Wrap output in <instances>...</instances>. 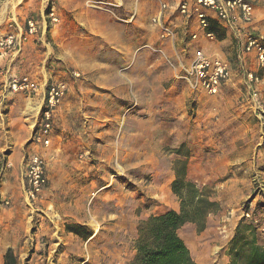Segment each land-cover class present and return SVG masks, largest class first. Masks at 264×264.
<instances>
[{"label": "rangeland", "instance_id": "1", "mask_svg": "<svg viewBox=\"0 0 264 264\" xmlns=\"http://www.w3.org/2000/svg\"><path fill=\"white\" fill-rule=\"evenodd\" d=\"M120 1L0 0V39L23 34L28 19L37 21L36 35L44 26V41L33 35L22 46L47 52L46 65L56 64V81L67 89L56 115V177H50L47 159L46 194L26 201L33 209L29 233L36 235L21 263L34 254L39 262L31 264H131L139 222L178 209L170 185L180 151L189 161L188 178L209 189L220 207L203 231L187 224L179 235L197 263L225 264L227 245L243 217L264 242V124L254 114L235 119L220 112L219 102L200 101L203 91L192 90L180 77L182 68L167 62L170 56L159 46L152 9L141 20L146 27L134 24ZM251 1L254 29L264 35V0ZM93 10L103 16L92 17ZM100 24H117L114 42L96 35ZM137 30L150 32L149 52L126 49L121 41L118 45L123 31L130 36L126 46L138 45ZM39 120L38 114L22 168L29 152L48 149L33 141ZM233 145L252 151L240 165L224 166L218 173L222 151L230 154ZM9 151L0 152V165ZM100 169L106 177H92ZM68 233L71 244L63 246L57 237Z\"/></svg>", "mask_w": 264, "mask_h": 264}, {"label": "crops", "instance_id": "2", "mask_svg": "<svg viewBox=\"0 0 264 264\" xmlns=\"http://www.w3.org/2000/svg\"><path fill=\"white\" fill-rule=\"evenodd\" d=\"M163 1L169 5L168 11L165 13L163 19L164 24L172 28V35L168 38L160 39L159 27L156 25H153V27L158 34L159 46L163 50L165 49L170 56V61L167 62L176 69L178 67L182 68L183 65L188 63L192 51L197 47L202 48L209 56L218 57L227 61L230 67V78L221 86L219 94L215 97H209L203 92L204 94H200L198 97L200 101L208 105H211V102L212 105L215 102H219V104H221V108L219 109L220 112L229 113V115H232L235 119L249 118L250 115L254 114V111L249 103L248 84L244 69L251 71L256 70L253 57L247 58L246 62L242 65L237 59L239 49L235 44L234 38L229 32L221 28L220 29L223 31V37L221 39L216 37L214 41H209L208 39L202 38L199 42H193L188 33L195 30L196 25L192 22L189 26H186L182 17L175 12L179 0ZM156 4L157 6L154 8L153 6ZM118 5L123 6L124 9H128L126 12H129L128 17L132 18L134 24L138 22L147 27L149 24L146 25L141 20L147 17L148 13H150V11H148L150 8L153 13L151 15L152 19L157 12L159 3L157 0H132L131 2L121 0ZM0 9L2 12L4 11L1 2ZM124 9L123 11H125ZM9 12L10 10H7V14H10ZM90 13L92 17L103 16L101 11L93 10L90 11ZM115 26H117V24H100L99 32H96V35L100 36V38L104 39L106 42H114L115 40H112V32L114 31H112V27ZM154 29L153 31L156 34ZM124 30L127 32L126 29ZM137 31L139 34L133 36L136 38L138 45L133 43L132 46L130 44L126 46L124 42L129 41L130 36H127L124 31L117 38L118 45L121 41L123 44L120 45L126 49L134 48L137 50L143 48V50L140 51L141 54L149 52L145 48L152 44L149 41V37L152 38L150 32L142 31L141 34L140 30ZM21 33L22 30L20 34H11L19 38ZM34 38L38 41H44V26L40 28V32H38ZM43 52L44 51H41L37 46H25V43L18 50L15 47L8 49L6 54H1L0 56L1 66L7 70V75L4 79L10 76H28L32 80L38 82L41 88L48 80H56V64L49 63L46 65V56L48 53ZM257 87L259 90H264V81L257 84ZM42 91L43 89L25 96L20 93H12L8 89L3 90L0 84V152L2 153L7 149L10 150L8 154L2 156V164L0 165V264H4V255L7 249L12 250L16 257L17 264H23L21 261L24 260L25 254L30 251V246H32V242L36 235H30L29 233L33 209L29 208L26 204L27 199L23 189V168L21 160L28 149L26 144L38 121L39 110L43 103ZM214 111V115L217 114V111ZM5 125L6 127H4ZM251 151L252 150L248 147L244 148L242 146L237 148L235 145L229 149L230 154H225L222 151L221 156L223 157L222 160H224L216 166V171L218 173H223L226 170L224 166L240 165L247 159L245 157L246 153ZM42 154L46 157V160H49L50 177H56V133L53 137L51 147L46 149L45 153L42 152ZM6 158L9 163L8 166H4ZM193 165H196V163H192V166ZM9 166L11 167L6 168ZM99 171L100 173L94 172L92 177H106L105 174L101 173V169ZM103 188L104 187L101 186L97 191ZM6 200L9 202L8 206L4 204ZM43 224L44 222L40 221L39 227H41V230H45ZM69 234L70 233L61 234L60 237L58 236V242L63 246H70L71 240ZM86 241L87 240L84 242ZM36 242L38 243V240ZM60 255H62V253H60L59 256ZM38 258L41 259L42 256L38 255ZM32 262H39L34 254L26 263L31 264Z\"/></svg>", "mask_w": 264, "mask_h": 264}, {"label": "built area", "instance_id": "3", "mask_svg": "<svg viewBox=\"0 0 264 264\" xmlns=\"http://www.w3.org/2000/svg\"><path fill=\"white\" fill-rule=\"evenodd\" d=\"M159 3L152 22L160 29V39L172 35V28L164 24V16L169 5L163 0ZM255 6L251 0H179L175 12L182 17L185 25L195 23V30L188 33L193 42L205 38L216 39L210 31L214 22L219 28L229 32L239 49L237 59L242 65L247 58L253 57L255 71L245 70L248 84L249 103L254 116L261 125L264 124V90H259L257 84L264 81V35L254 29ZM52 15V14H51ZM38 23L33 19L26 21V28L19 38L12 34L0 39V56L8 49L22 47L23 41L36 35ZM7 70L0 63V84L2 89L12 93H36L43 89V103L39 110V124L33 141L43 148L52 145L56 132V115L66 92V84L61 81L48 80L41 88L38 82L28 76H10L6 79ZM192 90H201L209 97L219 94L221 86L230 78L229 63L224 59L207 55L202 48H195L186 65L182 66L180 76ZM46 157L39 151H31L23 159V189L28 203L43 199L47 191ZM5 205L9 202L4 201Z\"/></svg>", "mask_w": 264, "mask_h": 264}, {"label": "trees", "instance_id": "4", "mask_svg": "<svg viewBox=\"0 0 264 264\" xmlns=\"http://www.w3.org/2000/svg\"><path fill=\"white\" fill-rule=\"evenodd\" d=\"M218 39L223 31L214 23L210 24ZM173 168L174 178L170 188L178 201V209L150 215L139 222L133 243L131 264H198L189 248L179 235V230L192 224L198 232L207 225L209 215L219 210V204L209 189L200 187L188 178L187 156L181 157ZM76 234H79L76 231ZM226 264H264V242H260L256 227L243 217L238 223L226 249ZM4 264H17L11 249L4 255Z\"/></svg>", "mask_w": 264, "mask_h": 264}]
</instances>
